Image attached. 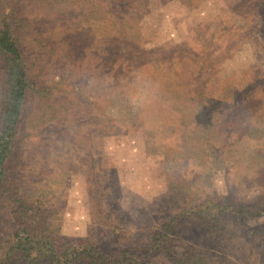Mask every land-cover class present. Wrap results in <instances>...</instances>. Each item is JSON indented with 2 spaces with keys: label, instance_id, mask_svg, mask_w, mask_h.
<instances>
[{
  "label": "rangeland",
  "instance_id": "1",
  "mask_svg": "<svg viewBox=\"0 0 264 264\" xmlns=\"http://www.w3.org/2000/svg\"><path fill=\"white\" fill-rule=\"evenodd\" d=\"M19 1L36 88L0 183V257L32 219L60 253H146L166 224L141 264H264V0H0V26ZM5 80L0 65V102Z\"/></svg>",
  "mask_w": 264,
  "mask_h": 264
},
{
  "label": "trees",
  "instance_id": "2",
  "mask_svg": "<svg viewBox=\"0 0 264 264\" xmlns=\"http://www.w3.org/2000/svg\"><path fill=\"white\" fill-rule=\"evenodd\" d=\"M11 7V6H10ZM20 1L11 7V23L0 26V65L6 80L4 81L3 98L0 102V183L5 180L6 165L11 157L12 146L18 127V120L22 105L26 97L35 90L36 85L30 79L27 71V60L23 55L21 33L29 27L28 19L23 13ZM257 205L251 212L259 208ZM207 209V208H206ZM201 211L196 212V214ZM210 214H207V216ZM216 219L215 215H212ZM206 217V215L204 216ZM31 218V217H30ZM21 222V219H14ZM25 220V219H24ZM31 223H20V227L11 235L9 247L3 257H0V264H8L10 255L20 253L29 256L31 252L41 249L43 258L50 264H141L151 253L162 250L166 233L169 232L168 225H163L160 231L152 234L150 243L143 249L136 251H117L115 255H106L98 246H85L84 248H72L58 252L49 235L50 227H43L35 231ZM38 235H37V233ZM38 240V241H37ZM137 252V253H136ZM202 258V256H201Z\"/></svg>",
  "mask_w": 264,
  "mask_h": 264
}]
</instances>
